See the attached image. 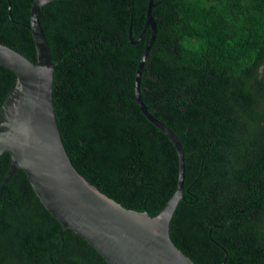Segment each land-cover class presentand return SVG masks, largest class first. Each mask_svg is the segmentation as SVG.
Here are the masks:
<instances>
[{
  "label": "water",
  "instance_id": "water-1",
  "mask_svg": "<svg viewBox=\"0 0 264 264\" xmlns=\"http://www.w3.org/2000/svg\"><path fill=\"white\" fill-rule=\"evenodd\" d=\"M174 3L0 0V196L21 170L106 264H264V48L170 74Z\"/></svg>",
  "mask_w": 264,
  "mask_h": 264
},
{
  "label": "trees",
  "instance_id": "trees-1",
  "mask_svg": "<svg viewBox=\"0 0 264 264\" xmlns=\"http://www.w3.org/2000/svg\"><path fill=\"white\" fill-rule=\"evenodd\" d=\"M161 35L171 47L170 74L242 76L264 48V0H175ZM58 229L16 170L0 196V264H49L50 254L53 264H106L70 230L59 242Z\"/></svg>",
  "mask_w": 264,
  "mask_h": 264
}]
</instances>
